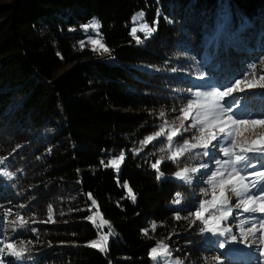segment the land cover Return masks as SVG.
Listing matches in <instances>:
<instances>
[{"label": "trees", "instance_id": "obj_1", "mask_svg": "<svg viewBox=\"0 0 264 264\" xmlns=\"http://www.w3.org/2000/svg\"><path fill=\"white\" fill-rule=\"evenodd\" d=\"M139 11L157 30L138 44ZM93 20L105 54L86 44ZM263 63L264 0H0V248L25 251L22 261L6 252L0 260L152 264L149 252L163 242L182 264H264L253 246L229 257L200 233L191 213L210 199V167L199 168L210 158L198 148L176 163L156 137L197 93L250 79ZM229 103L236 117L264 118V89ZM121 155L119 170L106 167ZM249 156L256 167L247 169L264 171V155ZM193 166L190 186L175 177ZM94 213L109 222L104 231ZM101 232L103 252L90 246Z\"/></svg>", "mask_w": 264, "mask_h": 264}, {"label": "snow or ice", "instance_id": "obj_2", "mask_svg": "<svg viewBox=\"0 0 264 264\" xmlns=\"http://www.w3.org/2000/svg\"><path fill=\"white\" fill-rule=\"evenodd\" d=\"M143 15V13H141ZM159 15V12L157 13ZM167 19V18H166ZM101 25L95 20L91 24H86L83 26L84 31L87 32L89 28L93 29L98 33ZM156 27H150L147 23L140 26L139 29L133 28L131 31V35L136 39L137 43H141L140 38L136 36L137 31L143 32L145 34V39L150 37L152 33L156 31ZM90 43L93 45V50H102L103 52H108L109 49L106 48L99 39H94L89 37ZM254 67V66H253ZM245 88L248 90L253 89H264V75H261L259 79H236L234 84L223 90H211L205 91L202 93H197L196 95L203 96L206 98V103L197 104L195 101L189 99L187 103V108L182 109L183 111V119L187 121L189 116L192 113V110L197 109L200 115L204 116L203 120L196 119L192 125L184 127L183 131H187L189 127L197 128L199 135L198 143L189 144L188 140L183 141V146L177 148V152L181 155L185 152H189L191 149H202V155L204 157H208L210 155V149L216 146V143L222 140H228V138L232 135V129L235 128L237 130V134L241 128H247V126H251L252 128H256L257 126L264 127V118L257 119H237L235 117V112L231 104L229 103V98L233 97L235 93L244 92ZM219 101H224L227 107L220 104ZM202 110V111H201ZM209 114H211V120L209 119ZM219 114V115H217ZM163 116V113H161ZM160 132L156 133V137H160L162 134ZM178 135L177 130H173L171 134L167 135V140L171 142L175 136ZM154 139L153 136H148L145 143L152 141ZM222 154L227 159L216 160L215 164L218 166L215 171L212 172V177L209 179V183H215V178H219V192L216 194L215 192L212 195V199L202 200L199 203V210L191 213L195 217V221H200L203 223V227L200 228V233L203 234L213 233L219 236H225L226 233L231 234V229L225 228L223 230L220 229L221 221H227L231 214V208H228L227 211L220 212L219 215H209L205 218V213L208 211L209 207L216 209L218 206H226L228 203L229 197L226 196V190L233 193L236 197H240L241 205L243 206L244 213H260L264 214V190H262V186H264V171L253 170L247 172L245 175H241V170L244 168H253L255 169V164L251 163V157L249 154H261L264 155V134L260 135L258 139H253L250 142H238L235 139L230 141L228 146L222 147ZM123 155L120 156L119 159H112L107 162L106 167H111L113 169L119 170L120 163L123 160ZM173 161L176 163H180L177 159L176 153L171 157ZM103 163V161H102ZM161 161L157 160L152 168L158 169ZM237 165H240V168H237ZM209 165L205 163H200L199 168H208ZM198 168L193 167H183L181 171H177L175 173V177L181 181H184L189 186L192 183V177L189 173H197ZM227 173V176L225 175ZM163 173H160L157 176V179H161ZM249 177H254L255 179L249 180ZM246 180L248 182H246ZM123 189L126 190L127 198L131 199L133 202L136 200V196L134 195L132 189L129 187L127 182H124ZM255 190L256 194H252ZM89 196H91L89 194ZM177 199L173 201L174 204H181V200L178 198L180 193H176ZM90 200V199H89ZM93 204V203H92ZM96 204V203H95ZM93 204V205H95ZM240 205H237L239 207ZM181 217L177 215L176 219L179 220ZM254 219V217H252ZM23 220V217L20 218ZM89 219V217L87 218ZM94 224L96 220L89 219ZM15 224L16 222L13 221ZM27 221L23 220L22 223L18 224L19 229H24L27 226ZM109 222L103 218H100V223L96 225L98 228H103ZM260 232L258 239V247L256 248L259 251L261 257H264V219L259 220ZM153 228L156 227L155 224L152 225ZM255 225L253 224V228ZM14 233L16 229L13 230ZM33 232H36V229H32ZM249 234L251 236V240H249ZM257 233L252 231V228L247 230V233L242 235L240 240L241 243H244L245 240H248L249 245L251 246L255 239ZM108 241V235H100L99 240H94L90 246L93 248L99 249L101 252L105 251L106 245ZM237 237L234 234H231V242H236ZM23 243V241H21ZM229 244L227 238L223 241H219V248L224 249L226 245ZM160 251H158L157 247H152L149 252V256L151 259L156 262L158 257L161 256L162 253L170 254V249L168 245L161 242L159 245ZM6 252L7 255L15 258L17 261H22L25 256V251L23 249H18L14 243H5L3 248H0V253ZM221 256L224 255L223 252L220 253ZM0 264H4L2 260H0ZM176 264H182L181 261H177Z\"/></svg>", "mask_w": 264, "mask_h": 264}, {"label": "rangeland", "instance_id": "obj_3", "mask_svg": "<svg viewBox=\"0 0 264 264\" xmlns=\"http://www.w3.org/2000/svg\"><path fill=\"white\" fill-rule=\"evenodd\" d=\"M141 13H143V15H141ZM92 22H90L89 24H91ZM131 23H132L131 24V31L133 28L139 29L141 25L147 23L145 21L144 12L143 11L137 12L133 16ZM150 27H152V26H150ZM136 36L140 38L141 36H145V34L143 32L137 31ZM89 37L94 38V39H99L100 42L102 43V41L99 37V31L97 33L93 29L89 28L88 31L85 32L86 44L89 45L93 49V45L90 43ZM94 51H96L99 54H105L106 53V52H103L102 50H94ZM261 75H264V63L256 70V72L252 73L251 78L249 80H251L253 78L258 80ZM226 88H228V86H226L225 88L223 87L221 90L226 89ZM212 90H215V89H212ZM207 91H211V89H209ZM195 102L197 104L206 103V98L198 95L197 100ZM219 103L222 105H225L224 101H219ZM217 115H219V114H217ZM235 117H236V115H235ZM236 118L237 119H246V118H240V117H236ZM196 119L203 120L204 116L200 115L198 113L197 109L194 108L187 121H185L183 119V111H181V113L178 115L171 116L168 121L167 120L163 121L164 125L162 126L160 131L163 130L161 135L166 138V144H167V147L170 148V150H171V156H173V154L176 153L177 159L179 158L177 148L183 146L184 140H188L189 144L199 142L198 138H199L200 133H199L197 128L189 127V129L187 131H183L184 127L192 125ZM209 119L211 120V114H209ZM173 130H177L178 135L175 136L171 142H169L167 140V135L171 134V132ZM262 134H264V127H260V126H257L256 128H252L251 126H247V128H241L239 131V134H237V130L235 128H233L232 129V135L228 138V140H222V141L217 142L216 146L209 150L210 155L207 157V158H210L209 163H207L208 165H210L208 175L210 177H212V172L215 171L216 168L218 167L215 164L216 160L227 159L222 154V147L228 146L232 139H235L238 142H250L253 139H258L259 136ZM191 150H194V149H191ZM197 152L199 153V151H197ZM114 159H116V158H114ZM117 159H119V158H117ZM237 168H240V165H237ZM250 171H253V170H248L247 168H244L243 170H241V175H245L247 172H250ZM190 174H192V173H189V175ZM225 175L227 176V173H225ZM190 176L192 177V175H190ZM251 179H255V178L249 177V180H251ZM202 182H204V181H202ZM207 182H208L209 190H210V192H212L210 197H209L210 198L209 201H210L212 199L213 193L215 192L216 194H218V192H219V178H215L214 184L209 183V180ZM246 182H248V181L246 180ZM252 194H254V195L256 194L255 190L253 191ZM226 196L229 197L227 205L226 206H218L216 209L209 207L208 211L205 213V218H207L209 215H219L220 212L227 211L228 208H231V214H230L231 216H229V220L221 221L220 229L221 230H223L225 228L231 229V234L236 235L237 241L231 242V234H228V233H226L225 236H219L218 233L213 234V233L205 232V235L209 236V237H214V241H216L218 243H219V241H223L225 238H227L229 241V244L226 245V247L224 249H222L224 251V253L227 254V256H229V257H242L243 256L245 258L246 257V251L248 249H252L253 247L254 248L258 247L259 232L261 230L260 225H259V220L264 219V214L259 215L260 213H251V214L244 213L243 212V206L240 203L242 198L236 197L233 193L229 192L228 190H226ZM237 205H240V206L237 207ZM94 215H95V213H94ZM252 217H254V219ZM94 218L96 219V221L99 224L100 218H102V217H100L99 215H97V216L95 215ZM232 223L234 224V227H231ZM253 224L255 225L254 228H253ZM105 228H107V225H105L103 228H101L102 231H104ZM249 228H252V231L257 233L256 239H255L254 243L251 245L253 247H251L249 245L248 240H245L244 243L240 242L242 235L244 233H247V230ZM100 235H107V234H105V232H101ZM100 235L96 240H99ZM249 240H251L250 234H249ZM160 244L161 243H158L156 246H154V247L158 248V251H160V248H159ZM250 258H251V256H250ZM251 259L253 260V262H256V260H257L254 257H252ZM177 261H179V260L172 258L170 256V254L162 253L161 256L158 257L156 262H154L152 260V264H176ZM253 262H248V264H252ZM256 264H259V261L256 262Z\"/></svg>", "mask_w": 264, "mask_h": 264}]
</instances>
